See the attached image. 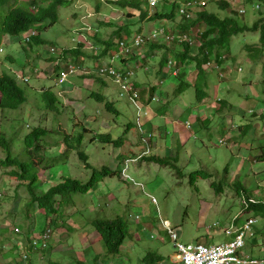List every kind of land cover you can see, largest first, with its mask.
<instances>
[{
	"label": "rangeland",
	"instance_id": "1",
	"mask_svg": "<svg viewBox=\"0 0 264 264\" xmlns=\"http://www.w3.org/2000/svg\"><path fill=\"white\" fill-rule=\"evenodd\" d=\"M121 1L124 0H73L71 4L60 7V18L55 25L43 29L40 38L44 44L29 51L21 42L29 31H23L12 41L6 39V46L0 52V73L27 78L25 83L18 79L25 102L15 109L0 108V134L9 143V155L29 165V174L36 176L33 185L36 196L43 195L64 179L86 183L94 173L92 170L103 167L119 169L122 174V178L116 176L101 180L86 194H73L65 201L61 211L54 215L30 203L24 183L10 176L11 172L20 173V170L15 166L2 165L1 161L8 153L0 147V264H79L83 260V264H145L148 254L159 257L164 264H173L171 257L177 252L176 242L171 239L165 221H169L178 243L215 245L231 241V236L225 232L235 231L249 218L256 219L257 223L254 236L247 235L243 251L264 256V218L255 217L246 210L247 195L255 199L264 195V162L256 160L264 147V57L260 59L256 57L259 53L254 52L251 57L256 58L252 62L245 48L247 45L258 47L259 30L240 34L232 40L231 53L225 59L226 68L213 70L219 77L218 88L208 86L206 89L212 97L211 101L214 100L215 105H221V108L209 112L207 122L197 123L196 118L185 114L186 108L199 104L197 95L192 92L194 85L176 99L178 85H171L169 80L163 84L158 76L161 72L172 76L171 69L166 65L161 68L159 65L152 66V71L149 66H142L148 71L144 68L136 70V89H146L139 85V80L146 81L147 88L156 86L158 98L146 103L140 96L138 107L121 96L119 88L106 78L102 77L105 84L88 78L95 73L73 75L65 83L59 82L53 65L57 60H62L64 65L70 60L75 66L83 65L91 69L101 63L88 59L94 53L93 48L83 49L88 54L86 58L71 62L72 57L66 54V50L78 48L80 39H88L91 47H99L101 41L112 37L115 42L117 38L113 34L127 23L133 30L128 36L132 40L139 28L135 22L138 17L126 16V11L132 9ZM141 1L144 3V0ZM203 1H206L208 11L218 12L220 16L235 14L242 24L249 26L261 16L264 18V0H226L230 5L228 10L217 8L219 0ZM143 6L147 7L146 4ZM171 9L172 5L160 1L151 11L154 15L156 11ZM242 10L245 13H241ZM135 13L139 15V11ZM84 22L91 25L89 31ZM156 22L159 23V20ZM152 25V22L144 25L146 36L157 29ZM171 25L172 22H169L168 27ZM171 30L176 29L172 27ZM96 31L102 37L97 39ZM177 33L192 37L187 31ZM162 36L157 43H165ZM152 43L136 50L138 55L130 58L141 59ZM52 44L56 46L52 47ZM80 46L90 47L87 43ZM162 51L157 54L155 62L158 64L163 60ZM172 54L173 58L174 52ZM6 56L13 61L5 60ZM107 62L108 59L103 60V63ZM207 74L203 81L209 79L213 83L215 75L211 71ZM175 78L171 80H179ZM43 89L58 96L56 109L47 107L42 96ZM63 91L68 92L62 94ZM92 91L105 94L117 110H109L105 102L92 97ZM184 98L186 104L181 100ZM217 98L220 102L215 100ZM170 106L184 110L175 112ZM163 107L169 112L161 116L158 109ZM193 108L198 114V109ZM171 119H178L180 124L189 120L192 136H185L183 140L180 136L179 139L175 137L173 144ZM232 123H244V126L240 129L239 125L231 126ZM155 125L167 129L164 134L169 136L164 144L169 149L173 148L171 155L165 154V158L171 157L169 163L160 165L145 159L133 161L140 156L145 157L144 152L148 148L154 156L164 158L161 155L163 152L153 145L161 144ZM36 126L49 130L42 139L45 148L40 154H28L24 149V138ZM102 134H110L113 139L121 138L123 144L118 147L104 144L100 141ZM149 134L152 139L148 138ZM77 152H83L88 157L91 169L86 168ZM197 171H204L209 177L195 180L192 174ZM240 187L247 195L244 191L237 193ZM116 217L126 222L128 236L119 254L109 256L104 252L105 245L93 228L92 221ZM47 229L51 231L49 249L43 253L40 252L42 250L34 251L30 243Z\"/></svg>",
	"mask_w": 264,
	"mask_h": 264
},
{
	"label": "trees",
	"instance_id": "2",
	"mask_svg": "<svg viewBox=\"0 0 264 264\" xmlns=\"http://www.w3.org/2000/svg\"><path fill=\"white\" fill-rule=\"evenodd\" d=\"M73 0H0V52L3 51L4 46H6V39L12 41V38L15 39L19 37L23 33V31H28L30 29H36L38 31V35L32 37L27 44H24L28 47V50H32L35 46L44 44V40L40 38V34L43 33L44 30L48 29L55 25L60 18V7L66 6L72 3ZM124 6L129 9L126 11V16L130 17H138L135 21L136 23L142 24L143 20L148 15L149 5L147 0H124ZM248 2H252L249 0ZM166 5H172V9L170 11H156L154 15L150 17L151 20H167L176 22L179 30L184 33L187 31L189 33L190 30L193 31L194 35L199 37V41L201 42L200 48L197 49V54L192 53V48L188 44H181L182 50L180 52H175L174 61H176L177 69L185 71L188 67L187 65L190 62H194L197 67L196 71V82L194 86L195 94L201 98L203 95V86L202 83H205V79L203 81V77L205 72L208 70L207 62L210 61L211 55H214V63L220 64L224 63L227 56L230 55L232 47L231 42L234 38L240 34L244 33H253V31H258L260 33V44L258 47L256 46H245L248 51L247 57L251 58V61L255 60L256 57L262 59L264 57V18H258L252 26L247 24H242L241 21L235 14L232 15H224L220 16L218 12L208 11L205 7L198 11L196 17L193 20L184 19V17H176V11L178 6L176 3L164 2ZM217 8L219 10H228L230 5L226 0H219L216 2ZM129 4V5H128ZM146 4L147 7L143 5ZM100 6V5H99ZM139 11V15H136L135 11ZM261 8V6H260ZM102 24H108V22L101 21ZM105 26V25H104ZM161 28V27H159ZM165 28V33H168V29ZM44 29V30H43ZM139 33L141 28H138ZM199 31V34H198ZM133 33V30L129 27L128 24H123L119 27L118 30L113 34L116 36L118 40L128 41L129 34ZM97 34V35H96ZM96 38L102 37L101 33L96 31ZM101 45L96 47L94 51H100V55L91 56L92 58L99 60L101 58L106 57L108 54L111 56L115 53H118L120 49L115 46V42L113 37L109 40L101 41ZM157 43V42H155ZM176 43H174L175 45ZM81 43H79L78 48L67 49L66 54L72 57L71 62L75 61L77 58L84 59L86 58V52L81 48ZM55 44H52V47H55ZM156 47V45H154ZM104 48V49H103ZM103 49V50H102ZM84 51V52H83ZM254 52H258V56L255 58L251 57V54ZM168 54V51L166 52ZM91 55V54H90ZM12 62V59H7ZM165 54L163 56V62H165ZM145 59V58H144ZM143 59V60H144ZM52 60V59H51ZM78 59L77 61H79ZM167 61V60H166ZM97 63V62H95ZM98 65L95 66L97 68ZM164 67V66H163ZM60 68L57 66L55 68V72L59 71ZM182 75L177 77L180 82L178 86V90L180 92H184L186 89L190 87V82H187L186 79L181 78ZM88 78H95V81L105 84V80L93 74L88 76ZM18 78L13 74H7L5 72L0 73V108H10L15 109L20 104L25 102L23 91L18 86ZM146 89L148 91H146ZM144 89L146 93H143L140 90V96H143L146 103H150L152 101V97L155 95L156 86ZM92 97L96 98L101 102H105V105L109 108V110L116 111L114 102L107 99V96L103 93L92 91ZM42 96L46 101V105L49 108L56 109V103L58 101V96L55 95L52 91L43 89ZM145 96V97H144ZM220 101V99H219ZM131 127V125H129ZM129 127V131H130ZM49 130L45 129V127L36 126L25 136L24 138V149L29 153H42L45 146L42 144V139L47 136ZM96 136L94 137V140ZM152 139V137L150 138ZM100 141L104 144L114 145L118 147L123 144L121 138L113 139L110 134H102ZM0 147L7 153V157L5 160L1 161L3 166H15L18 167L20 173L11 172L10 176L17 177L21 182L25 185L27 192L29 193L30 203L36 204L38 209H45L48 213H53L54 215L61 211V209L66 205L65 201H68L69 198L73 194H86L91 191L96 185L105 178H114L119 176L122 178V174L119 169H111L110 167H103L101 170H92L94 173L90 176V179L86 183H81L80 181L72 178L64 179L61 183L51 187L46 193L40 196H36L33 191V185L36 181L35 175H30L28 168L29 165L20 162L18 158L11 157L9 155L10 146L5 138V136L0 134ZM262 153L256 157V160L259 162H264V147H262ZM78 158L84 162L87 169H91V166L87 163L88 157L83 152H77ZM31 159H33L31 157ZM170 159L161 158L154 155L149 156L147 161H151L160 165H166L169 163ZM200 177H204L205 179L209 177V175L204 171H197L192 174L193 179H197ZM214 186V184H212ZM241 191H244L247 195V192L242 188H237V193L240 194ZM1 196V194H0ZM248 207L246 210L248 212H252L255 217L261 216L264 218V195L258 198H252L247 195ZM60 199V200H59ZM68 205V204H67ZM58 220V217H57ZM92 226L99 235L104 248H106L105 254L109 256H114L119 254L121 247L124 243L125 238L128 236V229L126 226V222L121 217H116L114 219H95L92 221ZM50 231L49 229L44 230L42 232L45 233ZM17 244V243H16ZM49 249V246L48 248ZM44 249L40 252L47 250ZM36 251V250H34ZM23 259V258H22ZM145 264H153L159 261V257H155L153 254H148L145 258ZM85 261V260H83ZM83 261H80L79 264H83Z\"/></svg>",
	"mask_w": 264,
	"mask_h": 264
},
{
	"label": "built area",
	"instance_id": "3",
	"mask_svg": "<svg viewBox=\"0 0 264 264\" xmlns=\"http://www.w3.org/2000/svg\"><path fill=\"white\" fill-rule=\"evenodd\" d=\"M170 2L176 3L178 9L176 14L184 19L193 20L194 14L198 11L202 10L206 6V1H198V0H147L149 5L148 15L147 17H151L153 15L151 9L156 8L158 2ZM241 13H245V10H242ZM197 15V14H196ZM195 15V16H196ZM84 29V28H83ZM88 31L91 29L90 27L86 28ZM36 35L35 30H30L29 33L22 38L23 43H28L32 37ZM162 36L163 41L168 44L179 43V44H189L191 47L200 48L201 42L196 41L193 37H189L187 35H181L179 33L175 34H167L165 33V28H157L153 30L149 36H146L144 33L135 34L132 37V40L128 41H120L116 42V47L120 49L118 53L113 54L109 57L107 63H100L95 69H85L81 66H75L73 64L67 63L64 65L62 62L58 63V65L62 66V70L59 71L57 78L60 83H65L71 76L73 75H89L92 73L97 74L100 77L106 78L108 81H111L115 84L120 91L121 96H125L129 99L131 103H133L136 107L139 106L140 99V90L136 89V84L134 83V78L136 76V70H141L143 64L132 63L130 58L135 54V51L142 48L144 45L149 43H155L160 40ZM85 38V37H84ZM86 41V38H85ZM87 43V42H86ZM89 49L95 47H91L92 45L88 43ZM2 51V50H1ZM145 56H143L144 58ZM126 58V59H125ZM124 62L129 63L128 65H123ZM166 67L168 66L171 69V75L177 77L179 69H177L176 61L172 58H168L166 62ZM208 68H212L211 61L207 62L206 65ZM218 69V67H215ZM144 70L148 71V68H144ZM220 76H223L220 74ZM20 80L23 82H27V78L24 76H18ZM163 83V82H161ZM158 100L157 96L154 95L152 97V101ZM141 126V132L143 131V127ZM187 126L191 127V123L187 121ZM152 137L151 134L148 135L150 139ZM221 142V141H220ZM222 143V142H221ZM147 150H150L149 148ZM142 158V157H140ZM133 161H138L135 159ZM125 172V170H124ZM247 204V203H246ZM257 223L256 219L249 218L246 222L243 223L241 227L235 229L232 232H225L227 235L231 236V241L223 243V244H215V245H204L202 243H178L177 235L170 228L169 221H165V226L169 231L171 239L176 242L177 252L171 257L172 263L178 264H264V256H256L250 254L248 252H244L243 248L246 247V237L250 235V237L254 236V227ZM51 240V231H47L43 234H40L38 238H34V240L30 243L31 248L34 250H44L47 249ZM27 258V255L24 256ZM153 264H164L163 261H157Z\"/></svg>",
	"mask_w": 264,
	"mask_h": 264
},
{
	"label": "crops",
	"instance_id": "4",
	"mask_svg": "<svg viewBox=\"0 0 264 264\" xmlns=\"http://www.w3.org/2000/svg\"><path fill=\"white\" fill-rule=\"evenodd\" d=\"M86 4V3H85ZM100 5V4H99ZM98 5V6H99ZM98 8V7H97ZM101 8V7H100ZM100 10V9H99ZM89 12H91V11H89ZM89 15H94V13H89ZM124 17H125V15H123ZM178 15L176 14V17H177ZM179 17V16H178ZM135 21H138V20H136L135 19ZM146 22H152V23H154V25H152L153 27H156V28H159V27H166L169 31H168V33L167 34H175V33H177V31H180V30H178L179 28H178V26H176L177 25V21L176 22H172V21H167V20H159V23H157L156 22V20H151L150 19V17L148 18V17H146L144 20H143V22H142V24H139V27L141 28V30H140V33H139V30H136V34H141V33H144L145 34V27H144V25H146ZM169 22H172V25L171 26H169L168 27V23ZM84 25H85V27L86 26H91V25H89L88 23H86V22H84L83 23ZM120 24H122V23H120ZM119 24V25H120ZM125 24V23H124ZM127 24V23H126ZM175 28L176 30H174L175 31V33H174V31H172L171 30V28ZM178 28V29H177ZM145 29V30H144ZM191 31L192 30H190L189 31V33H191ZM165 42V41H164ZM154 45H156V47H154ZM171 44H168L167 42H165V43H162V42H159V43H152L150 46H149V48H150V50L149 51H147V53L146 54H143V55H141V59H138V58H134V59H131V62L134 60V62L135 63H139V62H141V64H143L144 66H149V67H151V70L150 71H152V66H155V65H159L160 66V68L161 67H163L165 64H166V59L167 58H172V53L174 52V54H175V52L177 53V52H180L181 50H182V45L181 44H179V43H176L175 45H173V47H171L170 46ZM192 48V53L193 54H197V47H191ZM84 50L86 49L85 47L83 48ZM163 50V51H162ZM162 51V58H163V56H164V54H165V62H163V65H161V64H158V63H156L155 61H156V59H157V54L159 55L160 54V52ZM168 51V54H166V52ZM87 53V52H86ZM172 54V55H171ZM94 55H100V51H94V53H92L91 54V56H94ZM143 56H149V57H151V58H153V60L152 59H150V60H148V59H146V57H144L143 58ZM92 58V57H91ZM162 58H161V60H162ZM144 59V60H143ZM72 60V59H71ZM160 60V61H161ZM210 61H211V64H212V68H208V70L205 72V75H204V77L206 76H208L209 74H207V73H209L210 71L215 75V71H213V70H218V69H224V68H226V66H227V62L225 63H220V64H215L214 62V55L212 54L211 55V59H210ZM60 62H62V60H60ZM94 62H96V60H94ZM67 63H70V60L67 62ZM130 63V62H129ZM129 63H127V62H124V64L123 65H128ZM161 63H162V61H161ZM218 67V69H216L215 67ZM82 68H85V69H90L91 70V68L90 67H88V66H81ZM187 69L185 70V71H183L182 69H181V72H180V75H182V77L181 78H183V79H186L187 80V82H190V87L191 86H195V82H196V78H197V76H196V71H197V67H196V64L193 62H190L188 65H187ZM158 76H159V78H162L161 80H160V82H163V84H165L166 83V81L167 80H169V81H171L170 83H171V85H173V86H175V85H178L179 86V82H180V80H178L177 78H175V77H173V76H169V75H165V74H162V72L161 73H159L158 74ZM169 76V77H168ZM218 76L217 75H215V79H213V83H211V81H209V79L208 80H206L205 81V83H202V86H203V95L201 96V98H199L198 96V98H197V101H198V105H194V106H192V107H188V108H186L185 109V114L186 113H188V115H189V118H196L195 120H197V123L198 122H207V120H209V112H212V110L213 109H220L221 108V105H215V101L213 100V101H211V96H209V94H208V92L206 91V89L208 88V86H212V88H218V85H219V83L220 82H218L219 81V77L217 78ZM221 78H223L222 76H220ZM158 78V79H159ZM173 78H175V79H177L178 81H174V80H171V79H173ZM82 82H84V80L82 81ZM82 82H79V83H82ZM140 84H142V87H145V88H147L146 86H148L147 85V83H146V81L145 82H141L140 80H139V85ZM79 85V84H78ZM178 86H176L177 87V89L175 90L176 91V99H177V97H178V95L179 94H182V93H185V91L187 90H185L184 92H180L181 90H178ZM76 90V87L73 89V92ZM66 92H68V91H63V92H61L62 94H64V93H66ZM72 92V93H73ZM142 92L144 93L145 92V90L143 89L142 90ZM192 92H194V89H193V91ZM167 95V94H166ZM162 98V97H161ZM185 104H186V102H185V98L184 99H181ZM215 100H217V101H219V98H217V99H215ZM211 101V102H210ZM220 102V101H219ZM193 107H195V108H197L198 109V114H196L197 113V111L196 110H194V108ZM171 108H173L172 106H170V109ZM173 110L175 111V112H181L182 110H184L183 108H173ZM251 111V110H250ZM167 112H169V109L168 108H165V107H163V108H160V109H158V114H160L161 116H163L164 114H167ZM182 115H184V113H182ZM173 116H175V115H173ZM170 117H172V116H170ZM151 118H152V116H151ZM243 118H245V117H243ZM244 120V119H243ZM243 120H242V122H243ZM187 121H189V120H187ZM187 121L184 123V124H180V122H179V120L178 119H171V126L173 127V130H174V135H172L173 136V139H172V142H173V144H174V138L176 137V139H179V136H180V138L183 140V138L185 137V136H188L189 138L192 136L191 135V133H190V130L192 129V124H191V127H188L187 126ZM241 122V123H242ZM241 123H239V124H237V123H232L231 124V126H234V124H236L237 125V127H238V125H239V127H240V129H242V126H244L243 124L245 123H243L242 125H240ZM147 124H148V129H150V127H151V124H150V121H148L147 122ZM227 127H229V126H227ZM155 129H156V131L160 134V140H161V144H157V143H155V144H153L154 145V148L156 147V149H159L160 151H162L163 153L161 154V155H163L164 156V158H165V154H169V155H171V150L173 149H169L168 147H167V145L166 144H164V141L168 138V134L166 133V134H164L165 132H166V127L165 126H157V125H155ZM153 131H154V126H153ZM176 133H178V135L176 134ZM151 149V148H150ZM152 151V150H151ZM145 154H146V156L147 157H149L148 155L149 154H151L150 153V150H147L146 152H144ZM151 155H154V154H151ZM143 157V159H145V161H147V157ZM157 157H159V156H157ZM168 159H171V157L170 158H168ZM114 165V164H113ZM116 166V165H115ZM119 167V166H118ZM120 171V170H119ZM34 255H38V254H36V252H34ZM34 257H36V256H34Z\"/></svg>",
	"mask_w": 264,
	"mask_h": 264
},
{
	"label": "clouds",
	"instance_id": "5",
	"mask_svg": "<svg viewBox=\"0 0 264 264\" xmlns=\"http://www.w3.org/2000/svg\"><path fill=\"white\" fill-rule=\"evenodd\" d=\"M30 30H32V29H30ZM30 30H28V31H30ZM33 30H35L36 31V35L35 36H37L38 35V33H37V30L36 29H34L33 28ZM180 34V33H179ZM191 34H192V37L196 40V41H199V37H197L196 35H194V33H193V31H191ZM198 34H199V31H198ZM34 36V37H35ZM118 41V39L117 40H115V46H116V42ZM22 42V41H21ZM86 42H87V45H88V43H89V41H88V39H86V41H85V38H82V39H80V41L78 42V44L79 43H82V44H86ZM200 42V41H199ZM22 44H26V43H23L22 42ZM174 44V43H173ZM173 44H171V45H173ZM170 45V46H171ZM189 45V44H188ZM190 46V45H189ZM191 47V46H190ZM86 49H89V47H85ZM104 49V48H103ZM102 49V50H103ZM109 56L111 55V54H108ZM106 56V57H104V58H101V59H99V61L101 62V63H103V60L104 59H107L109 56ZM135 55H138V53H136ZM134 56V55H133ZM173 59V58H172ZM174 60V59H173ZM58 63H61L60 62V60H57L55 63H53V65H54V69L58 66L59 68H60V70H62V66H60V65H58ZM63 63V62H62ZM71 64V63H70ZM82 66V65H81ZM59 70V71H60ZM59 71L57 72V75L59 74ZM180 72H181V70H179V75H180ZM56 73V72H55ZM26 78V77H25ZM19 79V78H18ZM25 83V82H24ZM156 95V94H155ZM152 102V101H151ZM222 142V141H221ZM223 143V142H222ZM146 155V154H145ZM140 157H142V158H140ZM139 158H138V161L139 160H142L143 159V156H140ZM248 207V203L246 204V208ZM25 246H26V244H25Z\"/></svg>",
	"mask_w": 264,
	"mask_h": 264
}]
</instances>
